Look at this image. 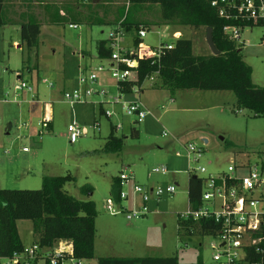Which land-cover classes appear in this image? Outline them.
<instances>
[{"label": "rangeland", "instance_id": "374dc122", "mask_svg": "<svg viewBox=\"0 0 264 264\" xmlns=\"http://www.w3.org/2000/svg\"><path fill=\"white\" fill-rule=\"evenodd\" d=\"M24 10V5L17 2L7 4L4 18L11 23L0 27V189L39 190L44 177L72 176L74 180L66 184L65 191L78 200L95 202L98 212L95 257L82 264H98L105 257L174 256L181 264L196 263L199 259L204 264H217L211 249L213 238L186 236L179 231L178 216L191 209L189 180L195 175H206L197 170L199 165L208 174H216L227 172L235 159L260 162L264 153L263 119L239 109L231 91H171L158 76L148 78L142 89L122 94L108 70L111 62L101 60L97 54V42L109 39L114 26L78 21L74 24L70 19L50 25L39 9V45L29 50L22 43L18 27L22 22L19 15ZM151 17L155 23H161V8ZM251 31L250 38L239 40L237 46L253 69L254 85L264 88V26ZM180 38L192 40L195 55L213 54L205 28L155 26L149 28L146 38L139 39L142 45L157 48ZM121 43L135 48L134 35L125 33ZM21 44L23 47L19 48ZM84 52H88L87 57ZM29 67L32 71H28ZM100 67L105 70L98 72ZM17 72L24 75L23 80L17 79ZM93 72L99 76L98 83L90 86L96 94L74 106L66 103L65 93L79 89L80 76ZM21 81L32 86L36 96V107L30 114L33 93L16 92ZM117 96L122 97L123 103L141 102L150 111L149 116L136 123L135 117L125 113L123 104L111 103ZM100 105L105 112L115 114L111 118L102 115ZM46 115H51L52 128H44L39 135ZM73 122L85 128L87 134L72 144L68 127ZM120 124L122 129L114 134L126 137L123 150L107 152L112 126ZM133 129L140 132L139 138L131 137ZM189 143L204 149L198 165L187 160L185 146ZM178 152L181 157H177ZM161 166H167L169 173L152 174L153 168ZM189 166L196 172H189ZM124 171L135 175L134 181L121 187L131 198L123 202L125 207H132L133 182L148 187L178 183L179 187L174 195L151 200L148 216L128 221L124 214L111 216L106 209L107 201L115 200L114 179ZM86 187L93 192L86 193ZM256 197L264 202V184ZM17 226L22 242L29 247L36 239L33 222L21 220Z\"/></svg>", "mask_w": 264, "mask_h": 264}, {"label": "trees", "instance_id": "16d2710c", "mask_svg": "<svg viewBox=\"0 0 264 264\" xmlns=\"http://www.w3.org/2000/svg\"><path fill=\"white\" fill-rule=\"evenodd\" d=\"M137 8L144 5H159L162 23L166 26H183L195 29L210 27L219 55H195L193 42L180 38L173 42V48H164L159 57L152 56L151 47H143L136 70V80L118 83L122 94H131L136 88L142 89L145 81L157 74L164 87L171 91H231L236 95L238 108L251 112L254 117L264 121V88L253 83V69L248 65L234 41L229 40L224 28L229 23L220 18L211 6L212 0H128ZM7 8L5 0H0V27L11 23L4 18ZM54 7H52L53 9ZM50 16L51 25H60L67 18ZM73 23H77L73 20ZM105 24V22H97ZM157 24L142 23L128 15L120 26L124 33L134 35V46L140 49L139 32ZM21 40L29 50L38 48L41 23L35 16L24 19L21 24ZM112 40L97 42V54L101 60L111 59ZM100 113L105 110L100 105ZM112 126L108 137L106 151L118 153L123 150L125 138H118ZM140 132L133 129L132 138H139ZM264 173V153L261 156ZM74 178L68 176L44 177L39 190L0 189V264L3 259L21 253L25 249L17 223L21 220L33 222V233L39 236V244L53 247L58 241H71L74 246V259L92 260L95 257L96 204L93 201H81L69 195L65 186ZM92 193L91 187L84 188ZM121 180L116 177L113 182V196L120 201ZM189 200L194 208L201 205V180L195 176L189 180ZM179 231L186 236H204L198 223L183 221L178 216ZM207 227V225H204ZM61 264V263H59ZM98 264H181L174 257L118 258L105 257ZM192 264H204L201 259Z\"/></svg>", "mask_w": 264, "mask_h": 264}, {"label": "built area", "instance_id": "2783aa9c", "mask_svg": "<svg viewBox=\"0 0 264 264\" xmlns=\"http://www.w3.org/2000/svg\"><path fill=\"white\" fill-rule=\"evenodd\" d=\"M211 6L218 13L219 17L229 24L224 28L225 36L236 44L239 40H248L246 35L252 33V28L264 26V0H212ZM72 27V26H71ZM76 28V25L74 26ZM148 30L142 29L139 38L147 37ZM162 36L161 33H157ZM125 36L124 29L119 26L116 31L110 34L113 53L111 65L108 70L111 77L116 80L117 87L120 82H127L137 79V69L143 47L140 49L123 46L121 41ZM250 38V37H249ZM152 48V47H151ZM172 49L173 42L161 44L160 47L152 49V56L157 58L163 49ZM100 67L98 72H103ZM98 72L89 76L82 75L79 79V89L65 93V102L74 106L86 101L87 97L96 94L93 86L98 83ZM158 76L157 74L152 76ZM151 78V77H150ZM47 83V81H44ZM50 87H53L50 84ZM27 90L34 93V89L27 82L21 81L15 87V91ZM119 90V88H118ZM98 93V92H97ZM106 95L105 92H102ZM36 96L33 97V99ZM113 104H123V110L128 116L136 118V123L143 122L150 114L141 102L123 103L121 96L111 99ZM106 116L111 118L115 113L106 111ZM52 123L51 115H46L41 123L39 135L43 134L44 128L47 131ZM96 126L100 131V124ZM116 130L122 129V125L114 126ZM70 142L76 143L78 139L87 134L77 122L68 127ZM167 136V134H164ZM28 152V149H25ZM186 157L189 164H200L204 157V149L193 143L185 146ZM180 152L177 157H181ZM197 170L205 176L195 175L201 180V205L179 215L183 221H194L202 229V234L213 238L211 249L214 251L213 260L217 264H264V202L262 198L256 197L257 192L264 184V173L261 167V160L258 163H250L247 160H232L227 172L211 174L207 169L198 166ZM189 172L195 173V169L189 166ZM169 173L167 166L155 167L152 174L166 175ZM121 187L135 180L133 172L120 175ZM179 187L178 183L166 187H148L133 182V203L132 207L123 206V202L131 201L130 195L121 189L120 201L109 199L106 203L107 212L111 216L124 214L128 221L146 217L151 213L148 206L151 200L160 201L165 195H174ZM190 203V200H189ZM207 225V227H204ZM74 246L71 241H58L53 247H43L35 243L25 247L21 253H15L10 258H5L2 264H82L74 259Z\"/></svg>", "mask_w": 264, "mask_h": 264}, {"label": "crops", "instance_id": "0c3cea01", "mask_svg": "<svg viewBox=\"0 0 264 264\" xmlns=\"http://www.w3.org/2000/svg\"><path fill=\"white\" fill-rule=\"evenodd\" d=\"M5 2L6 5H13L15 2L20 5H24L25 10L19 15L22 21L31 16H35L40 22L42 18L40 16L41 13L38 10L42 9V14L49 24L50 16L53 15L54 17H58V11L59 16L62 18L74 20L75 22H87L90 24L103 21L108 26H114L112 32L116 31L120 24H122L124 20L128 19V15H130L134 20L142 23L157 24L155 25L156 27L162 25L165 26L162 22L155 23V20L151 17L152 15L158 13L160 8L159 5H144L140 7V9H137L133 7L128 0H5ZM52 7L54 8L52 9ZM18 27L21 29V26ZM18 47L21 48L23 45H18ZM84 54L86 57L88 56V52H84ZM28 71H32L30 67L28 68ZM17 73V79L23 80L24 75L19 72ZM31 96L34 97L35 94H32ZM29 104H32V108H30L28 112L30 114V112H34L36 107L35 100H31ZM52 125L53 120L50 124L51 128ZM7 134H9V132H7ZM34 236L36 239L31 245L39 242V236L35 234ZM25 247L27 246L25 245Z\"/></svg>", "mask_w": 264, "mask_h": 264}, {"label": "water", "instance_id": "95a60500", "mask_svg": "<svg viewBox=\"0 0 264 264\" xmlns=\"http://www.w3.org/2000/svg\"><path fill=\"white\" fill-rule=\"evenodd\" d=\"M205 29H206L207 43H208L210 49L212 50L213 55L217 56L220 54V52L217 50V48L215 47V44H214L213 29L210 27H206ZM249 37H250V32L247 33L246 39H249ZM206 143H207V141H206Z\"/></svg>", "mask_w": 264, "mask_h": 264}]
</instances>
